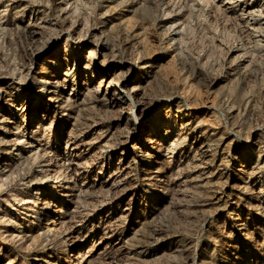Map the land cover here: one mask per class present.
Instances as JSON below:
<instances>
[{"label":"rangeland","instance_id":"rangeland-1","mask_svg":"<svg viewBox=\"0 0 264 264\" xmlns=\"http://www.w3.org/2000/svg\"><path fill=\"white\" fill-rule=\"evenodd\" d=\"M228 1L0 0V84L17 105L0 108V264H264V0ZM95 45L132 71L137 107L84 91L31 107L40 82L84 81ZM153 113L187 141L159 166L142 128Z\"/></svg>","mask_w":264,"mask_h":264},{"label":"bare ground","instance_id":"bare-ground-1","mask_svg":"<svg viewBox=\"0 0 264 264\" xmlns=\"http://www.w3.org/2000/svg\"><path fill=\"white\" fill-rule=\"evenodd\" d=\"M202 1V0H201ZM204 1V0H203ZM228 1V0H227ZM237 1V0H236ZM242 0H238V4L241 2ZM207 2H211L212 1H207ZM225 2V1H224ZM223 2V3H224ZM229 2V1H228ZM227 2V3H228ZM250 3V2H249ZM248 3V5H249ZM203 4V3H202ZM204 4H208V3H204ZM210 4V3H209ZM213 4V3H212ZM235 4V2H234ZM224 5V4H223ZM228 5V4H227ZM232 5H233V1H232ZM231 5V6H232ZM211 6V5H209ZM238 6V5H237ZM213 7V5H212ZM212 7H209V8H212ZM27 8V7H26ZM25 7L23 9H26ZM208 8V9H209ZM243 8V7H242ZM241 8V9H242ZM245 8V7H244ZM22 9V10H23ZM213 9V8H212ZM221 9V7H220ZM259 9V8H258ZM257 9V10H258ZM33 10V9H32ZM251 10V9H250ZM261 10V8L259 9ZM258 10V11H259ZM25 11V10H24ZM222 10H220L221 12ZM224 11V10H223ZM38 12V11H37ZM36 12V13H37ZM227 12V11H226ZM235 12V11H234ZM242 12V11H240ZM248 12V11H247ZM251 12V11H250ZM255 12V11H254ZM225 13V12H224ZM253 13V11H252ZM261 13V12H260ZM34 14V13H33ZM257 14V13H255ZM254 14V15H255ZM259 14V12H258ZM40 15V14H39ZM43 15V14H42ZM243 15V14H242ZM250 15V14H249ZM252 15V14H251ZM253 15V16H254ZM45 16V15H44ZM248 16V15H247ZM253 16H248L250 18H252ZM257 16V15H255ZM260 16V15H258ZM43 17V16H42ZM44 19L43 20H47V18L43 17ZM35 19V18H34ZM31 20V19H30ZM37 20V19H36ZM42 20V19H41ZM38 21V20H37ZM40 21V20H39ZM41 22V21H40ZM38 22V23H40ZM47 22V21H46ZM50 22V21H49ZM31 23V21H30ZM33 23V22H32ZM35 23V22H34ZM42 24V23H41ZM47 25V24H46ZM35 26L34 24L31 26L33 27ZM37 26V25H36ZM40 26V25H39ZM39 26H37L38 28H40ZM1 27V26H0ZM42 27V26H41ZM43 27H46L43 25ZM48 27V26H47ZM46 27V28H47ZM34 28V27H33ZM37 28V29H38ZM41 29V28H40ZM39 29V30H40ZM43 29V28H42ZM50 29V28H49ZM30 30V29H29ZM28 30V31H29ZM33 30V29H32ZM38 30V31H39ZM45 30V29H44ZM52 30V28H51ZM41 31V30H40ZM26 34V33H25ZM41 34V33H40ZM68 34V33H67ZM38 34L37 32H34L30 30L29 32V36L30 37H36ZM41 36V35H40ZM60 36V35H59ZM83 36V35H81ZM86 35H84L83 37H80L79 40H76V44H78L79 46H82L85 50L87 48H89V46L91 45H94L93 42H90L89 40H87L86 38ZM58 38V37H57ZM61 38V37H60ZM30 39V38H29ZM38 40V38H36ZM41 39V38H40ZM39 39V40H40ZM68 40L71 39L72 41L75 40L74 39V36H72L71 34H68ZM66 39V40H67ZM31 40V39H30ZM35 40H33V42L31 43H34ZM43 41V40H42ZM40 41V42H42ZM68 41H66L65 43H67ZM36 43V42H35ZM40 44V43H39ZM43 44H44V41H43ZM37 45V46H36ZM35 48L32 49L33 51H31V55H30V59H29V67L28 69L30 68V70L33 69V65L35 63V61L38 59L39 56H41V54L43 53V47L41 48V46L39 47L38 44H36ZM45 46V45H43ZM96 48L93 52L90 51L91 55L88 56V58L84 61L83 63V66L82 68L84 70H86V75H85V78H84V81L82 82H78V81H71L70 77H72L71 75V72H67L65 73L64 72V76L62 79L60 80H56V81H49V82H46L44 81V83L40 82L41 84L44 85V89H40L41 92H40V98L43 100L42 102L41 101H35L33 102L32 104V108L35 107L36 105H40L41 103H44L45 102V94H55L57 95V98H54V96H52V100L50 101L51 105H52V108H55L56 110L58 108H60L59 106L62 105V104H67V105H73L74 106V103H76L77 99H78V96L79 94H81V92L85 93H89V96L91 94H95V96L97 95L98 97H102L103 100H106L108 103L110 102L111 104H113V106H117V105H120V104H125V103H129V102H134V106L137 107L138 103L135 101V97H133L131 95V91L134 90V94L135 96H138L137 95V91L140 89L138 86H135L133 85L132 87H127V85L129 84L130 80L133 79V75H132V71H127L128 73L126 74H122L121 72L120 73H117V70H119L120 68H123V65L120 63H116L114 60V58L117 57L116 53H114V50H107V49H102V50H99V46L95 45ZM46 47V46H45ZM44 47V48H45ZM93 49V48H92ZM46 52V51H45ZM111 55L112 59L113 60H109V56ZM52 58H55V56H52V57H49L48 58V62L47 63H53L52 61H50L49 59H52ZM63 60H66L65 62H67V59H63ZM68 63V62H67ZM65 64V63H64ZM27 65V64H26ZM25 65V66H26ZM42 65V64H41ZM75 66V65H74ZM73 66V67H74ZM36 69V68H35ZM73 70V69H72ZM129 70V69H128ZM43 71H45L43 69ZM28 72V76H29V73H31L29 70L27 71ZM37 74V73H36ZM41 74V72H40ZM97 75V76H103V78L96 84L93 83L92 79L94 77V75ZM25 75V74H24ZM44 75V74H43ZM23 75H21L22 77ZM27 76V75H26ZM25 77V79L28 78ZM19 77V78H21ZM23 77V78H24ZM2 78V77H1ZM41 78V77H40ZM39 78V79H40ZM52 78V77H51ZM75 78V77H74ZM24 79V80H25ZM34 79V78H33ZM37 79V78H36ZM19 80V79H18ZM23 81V79H21ZM75 80V79H74ZM26 81V80H25ZM24 81V82H25ZM41 81V80H40ZM15 82V81H13ZM18 83L21 82V81H17ZM133 84L135 83V81H131ZM130 82V83H131ZM22 83V82H21ZM26 83V82H25ZM35 83V81H34ZM38 83V82H37ZM38 85V84H37ZM42 86V85H41ZM72 87V91L74 92V94L72 96H70L71 94H69L67 97L65 96V94L63 93L64 90L68 89ZM88 95V94H86ZM85 96V94H84ZM88 96V98H89ZM95 96H92V97H95ZM163 96V95H162ZM54 98V100H53ZM61 98V99H60ZM14 97L13 95L5 88L3 87L1 84H0V108L1 106H3V104H7L9 107H17V105L15 104V101H14ZM91 99V98H90ZM95 101L96 99H99V98H94ZM163 99V98H161ZM167 99V98H166ZM169 99H171L169 97ZM16 100V99H15ZM92 100V99H91ZM165 100V99H164ZM100 101V100H98ZM102 101V100H101ZM140 101V100H139ZM21 102V101H20ZM142 102V101H141ZM169 102V101H168ZM104 104V103H103ZM106 104V103H105ZM142 104V103H141ZM76 105V104H75ZM131 105V104H130ZM155 105V104H154ZM157 105V104H156ZM177 105V104H176ZM175 105V106H176ZM64 106V105H63ZM72 106V107H73ZM107 106V105H106ZM62 107V106H61ZM124 107V106H123ZM174 107V106H173ZM177 107V106H176ZM63 108V107H62ZM67 108V107H66ZM116 108V107H115ZM118 108V107H117ZM119 109V108H118ZM125 109V108H124ZM129 109V108H128ZM64 110V109H63ZM71 110V109H70ZM69 110V111H70ZM123 110V109H122ZM131 111V109H129ZM17 111V110H16ZM65 111V110H64ZM120 111V110H118ZM129 111V112H130ZM149 111V110H148ZM60 112V111H59ZM123 113V111H121ZM125 112V111H124ZM130 114V113H129ZM128 114V115H129ZM136 115V116H135ZM36 116V115H35ZM54 116V115H53ZM143 116V110H141V108L138 106L137 108V111L136 113L134 114L133 117H135V123L139 122L141 120ZM145 116V115H144ZM57 117V116H56ZM130 117V116H128ZM55 120V116L53 118ZM8 121V120H7ZM6 121V122H7ZM129 121V120H128ZM127 121V122H128ZM10 122V121H9ZM55 122V121H54ZM52 124V122H51ZM127 124V123H126ZM131 125V124H130ZM129 125V126H130ZM133 125V124H132ZM127 127V125H126ZM129 128V127H128ZM144 132L146 133V146L148 148L147 152L149 155H151V157L153 158L152 160V163L156 165H158L157 161L156 160H160L161 158H163V156H168V155H172V154H175L176 151H178L180 148H182V146L185 145V143L187 142L186 140H183L181 138L180 135H175V131L177 129V123H176V120L175 119H172L169 121H160L157 117V115L155 113L151 114L146 122V124H144V126L142 127ZM180 133V132H179ZM178 134V133H177ZM182 134V133H181ZM183 136V135H182ZM13 138V137H11ZM18 139V138H17ZM5 140V139H4ZM9 143L11 142L12 144L13 143H16V139H12L11 141H8ZM145 142V141H144ZM7 143V141H6ZM2 144V143H1ZM4 144V143H3ZM15 146V145H14ZM188 146V145H187ZM201 146V145H200ZM197 148V147H196ZM200 148L198 147V150ZM12 151H14L16 154L17 152V149L15 147H13L11 149ZM56 150L58 151V147H56ZM196 152V151H195ZM194 152V153H195ZM200 152H201V155L204 157L205 156V153L203 152L202 149H200ZM13 154V153H12ZM11 152L9 153V155H12ZM146 154V155H148ZM196 155V153H195ZM52 156L54 157L55 159V164H52L50 165V170L53 174L56 175V173L61 169V166L60 164L63 162L62 161V156L61 154L58 152V153H52ZM171 157V156H170ZM169 157V158H170ZM173 157V156H172ZM194 157V156H193ZM198 157V156H197ZM167 158V157H166ZM165 158V159H166ZM202 158V157H201ZM12 159V158H11ZM15 160V158H13ZM145 159V158H144ZM149 159V158H147ZM164 159V158H163ZM12 161V160H11ZM11 161H8V162H11ZM62 161V162H61ZM196 161V160H195ZM159 166V165H158ZM197 167V166H196ZM67 168V167H66ZM48 170V169H47ZM68 170V169H66ZM62 171V169H61ZM48 172V171H47ZM152 173V171L150 172V174ZM50 174V173H49ZM51 175V174H50ZM58 176V175H57ZM63 176V175H62ZM61 176V177H62ZM66 176V175H65ZM64 176V177H65ZM63 178V177H62ZM61 178V181H64V179L62 180ZM153 178V177H152ZM58 179L57 177H52L50 179V181H54ZM120 179V178H119ZM122 180V179H121ZM153 180V179H152ZM120 181V180H119ZM57 184V182H55ZM47 204V203H46ZM43 214V213H42ZM51 225H49L46 230L44 231V234L48 237H51L54 236V234L56 233V228H57V217H53V219L51 220ZM55 238V237H54ZM73 238V237H72ZM77 256L79 257V260L81 263H85L86 260H88V257L89 256H85V257H82V255L80 254V252H78Z\"/></svg>","mask_w":264,"mask_h":264}]
</instances>
